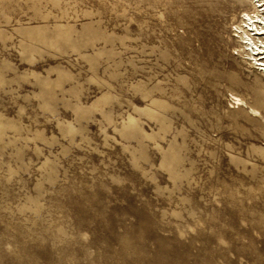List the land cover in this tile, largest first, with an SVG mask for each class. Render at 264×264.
Wrapping results in <instances>:
<instances>
[{
	"label": "rangeland",
	"instance_id": "1",
	"mask_svg": "<svg viewBox=\"0 0 264 264\" xmlns=\"http://www.w3.org/2000/svg\"><path fill=\"white\" fill-rule=\"evenodd\" d=\"M241 1L0 0V264H264Z\"/></svg>",
	"mask_w": 264,
	"mask_h": 264
},
{
	"label": "bare ground",
	"instance_id": "2",
	"mask_svg": "<svg viewBox=\"0 0 264 264\" xmlns=\"http://www.w3.org/2000/svg\"><path fill=\"white\" fill-rule=\"evenodd\" d=\"M241 2L250 5L251 10L242 13L243 25L237 27L240 33L239 42L245 50L249 51L248 55L252 56L257 69L264 77V15L258 13L260 8L264 11V0H242ZM230 98L233 104L245 105V102L237 96L230 94ZM251 113L255 116L260 115L255 109H251Z\"/></svg>",
	"mask_w": 264,
	"mask_h": 264
}]
</instances>
